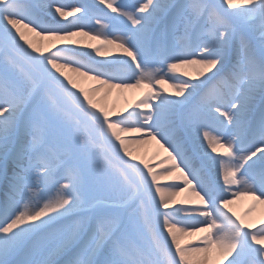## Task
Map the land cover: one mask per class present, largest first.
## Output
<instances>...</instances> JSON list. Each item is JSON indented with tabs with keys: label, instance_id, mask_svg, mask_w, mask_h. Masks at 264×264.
<instances>
[{
	"label": "snow or ice",
	"instance_id": "snow-or-ice-1",
	"mask_svg": "<svg viewBox=\"0 0 264 264\" xmlns=\"http://www.w3.org/2000/svg\"><path fill=\"white\" fill-rule=\"evenodd\" d=\"M76 3L0 0V264H264V216L228 198L264 204V0ZM80 35L124 55L97 59ZM65 69L93 93L149 91L117 113ZM122 133L156 140L181 175L162 184Z\"/></svg>",
	"mask_w": 264,
	"mask_h": 264
},
{
	"label": "bare ground",
	"instance_id": "bare-ground-1",
	"mask_svg": "<svg viewBox=\"0 0 264 264\" xmlns=\"http://www.w3.org/2000/svg\"><path fill=\"white\" fill-rule=\"evenodd\" d=\"M32 1V0H31ZM90 2L96 4V0H89ZM71 2L66 0L62 2L63 4L71 6V4L67 3ZM140 0H120V3L128 6L129 8L137 5ZM177 2H181V0H177ZM104 7V6H101ZM110 12V10L105 9ZM79 15V14H77ZM114 15V14H113ZM73 17H68V20H72ZM67 22V21H65ZM27 23V21H26ZM108 23V21H105ZM92 24L95 25V21H92ZM95 27H99V25H95ZM129 25L124 21H114L113 22V31L120 30V32L126 31ZM22 31L28 35L29 39L33 41L37 46L40 47H49L54 38L52 37H42L38 36L34 32H30L28 29L22 28ZM85 32H91L92 27H88L84 29ZM73 39L80 41V45L85 47L86 51H93L91 49H87V45H102L103 40L94 39L92 36L80 35L73 37ZM257 45L259 44V40L256 41ZM101 53H104V56L96 55L97 59H111L114 56L124 55V50L120 48L116 44H110L105 47H101ZM198 65H183L180 67V73H188L190 76L195 77L198 76ZM69 75L73 76V78L84 88L89 89L90 94L94 96L98 103L103 106L109 108V110H113L117 113H120L125 108L128 111H131L133 107L143 99L144 95L149 91L148 87L142 88H114L109 90L107 86H103L100 88L98 92H91L93 86L98 85V81H94L89 79L88 77L80 76L77 73L71 71V69H65ZM130 83L132 81H129ZM161 86H155L156 90H159ZM163 87L168 88L169 92L175 91L171 88L170 83L164 84ZM195 103V101H193ZM126 139L129 140L130 150L132 151L134 156H138L140 160L146 161L150 166L154 168L155 171L159 174L160 180L162 184L172 183L173 177H179L181 175L178 169H171V174L169 172L164 171V169L169 168V166L173 163V161L166 159L168 153L160 147L156 140H152L148 137L142 136L140 133H122ZM133 137H137L138 139H132ZM203 151V146H201V152ZM223 152L224 149H221ZM178 162V160H177ZM182 167V166H181ZM186 171V170H185ZM179 182V181H175ZM58 187V186H57ZM237 189H233L236 191ZM55 191V189H53ZM3 182L0 181V199L3 198ZM188 198L192 200H196L194 194L191 193H182L181 197L178 199ZM232 199V203L230 205L232 211L239 217L243 218L246 222L259 224V221L262 216H264V204H259L251 196H237V197H228ZM183 215V214H181ZM205 233H199L196 235L203 236ZM182 242L188 243L195 247L202 246L200 242L196 239V236H185L182 237ZM195 258V257H194ZM230 259V258H229ZM224 264H227V261H224Z\"/></svg>",
	"mask_w": 264,
	"mask_h": 264
},
{
	"label": "rangeland",
	"instance_id": "rangeland-1",
	"mask_svg": "<svg viewBox=\"0 0 264 264\" xmlns=\"http://www.w3.org/2000/svg\"><path fill=\"white\" fill-rule=\"evenodd\" d=\"M71 2H67L69 4H71V6H79L77 3H76V0H69ZM31 2L35 3L36 0H32ZM62 2H65L66 3V0H62ZM87 2L90 4V5H95L94 3L90 2L89 0H87Z\"/></svg>",
	"mask_w": 264,
	"mask_h": 264
}]
</instances>
